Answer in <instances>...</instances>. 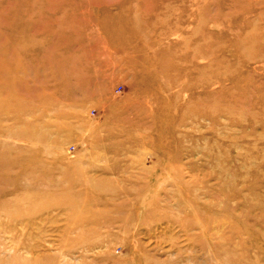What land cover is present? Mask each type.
<instances>
[{
	"label": "rangeland",
	"instance_id": "1",
	"mask_svg": "<svg viewBox=\"0 0 264 264\" xmlns=\"http://www.w3.org/2000/svg\"><path fill=\"white\" fill-rule=\"evenodd\" d=\"M0 264H264V0H0Z\"/></svg>",
	"mask_w": 264,
	"mask_h": 264
}]
</instances>
